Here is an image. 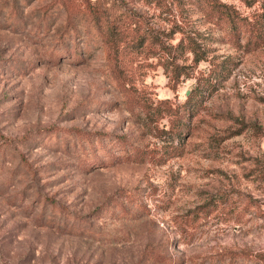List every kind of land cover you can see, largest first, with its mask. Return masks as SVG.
Listing matches in <instances>:
<instances>
[{"label":"rangeland","instance_id":"obj_1","mask_svg":"<svg viewBox=\"0 0 264 264\" xmlns=\"http://www.w3.org/2000/svg\"><path fill=\"white\" fill-rule=\"evenodd\" d=\"M221 1L244 15L264 7ZM114 3L155 30L175 15L223 37L184 4L171 15L152 0H0V264H264V47L210 42V61L232 71L204 97L183 153L161 164L173 150L126 109L102 43L83 32L92 4ZM134 57L138 89L174 106L212 67L192 64L174 91ZM169 119L158 127L176 129ZM122 141L142 156L124 160Z\"/></svg>","mask_w":264,"mask_h":264},{"label":"trees","instance_id":"obj_2","mask_svg":"<svg viewBox=\"0 0 264 264\" xmlns=\"http://www.w3.org/2000/svg\"><path fill=\"white\" fill-rule=\"evenodd\" d=\"M158 2L166 10L174 14V10H181V5L195 6L204 13L208 23L216 26L222 33L220 39L205 37L190 26L185 27V21L179 20L173 15L171 28L162 27L155 30L143 24L134 17L115 14L119 5L113 4L106 11L102 6L92 4L88 15H82L84 19L83 32L89 41L95 44L102 43L109 62V76L116 84V88L123 98L126 109L135 116L136 122L149 130L155 137L166 145V149L173 152L162 162L180 156L185 150V142L182 135L191 130L190 123L198 114L204 97L214 95L221 88V82L232 71L229 61L215 64L210 61L212 53L211 41L227 40L228 43L245 52H251L264 47V7H259L252 14L244 15L233 5L221 0H152ZM249 7L255 6L256 1L243 0ZM178 12V11H176ZM66 35L77 36L78 29L71 17H68ZM72 22V23H71ZM74 26V27H73ZM70 35V36H69ZM180 35V38H176ZM245 40L242 45L241 42ZM135 54H145L146 63H142L141 69H163L169 79V86L176 91L182 82L191 77L192 64L198 65L210 61L209 74L198 78L196 86L183 105L174 106L171 100L155 101L142 93L134 82L135 69H129L124 62L128 57L135 58ZM122 58L120 59V57ZM153 59L152 63L148 60ZM141 61V60H140ZM155 62V63H154ZM141 63V62H140ZM128 68V69H127ZM131 70L130 73H128ZM172 122L176 129L165 130L158 127V123L166 118ZM181 143V144H180ZM121 152L127 162L133 157L140 158L142 153L127 141H122ZM183 146V147H182ZM121 160V159H120ZM62 212L67 213L62 209ZM67 215V214H66Z\"/></svg>","mask_w":264,"mask_h":264}]
</instances>
